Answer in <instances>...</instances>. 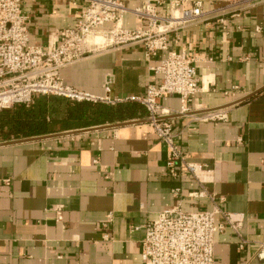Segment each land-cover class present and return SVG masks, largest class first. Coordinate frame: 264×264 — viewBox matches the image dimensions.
Wrapping results in <instances>:
<instances>
[{
  "label": "crops",
  "instance_id": "1",
  "mask_svg": "<svg viewBox=\"0 0 264 264\" xmlns=\"http://www.w3.org/2000/svg\"><path fill=\"white\" fill-rule=\"evenodd\" d=\"M145 1L167 16L176 0H128L126 6L134 9ZM197 1L205 16L168 34V50L147 57L143 42L107 47L62 68L60 76L66 85L96 97L105 96L108 78L113 98L143 97L148 85L160 84L153 69L169 51L192 56L200 91L185 103L178 95L159 103L177 146L205 166L204 183L169 174L167 146L138 102L143 118L25 138L6 136L16 127L12 118L22 105L2 110L0 264H144L145 231L135 228L178 204L185 212L217 207L241 220L239 235L229 227L216 233L215 264H264L258 258L264 243V0L243 10L224 0H188L182 7ZM87 4L24 0L29 44L45 50L56 45ZM122 24L129 30L147 29L132 12ZM47 99L35 98L23 107L38 114L42 102L48 123L62 118L45 104ZM214 111L226 119H196ZM203 191L204 197L192 196ZM110 212L112 239L105 240L102 221ZM216 223L226 225L221 214Z\"/></svg>",
  "mask_w": 264,
  "mask_h": 264
},
{
  "label": "built area",
  "instance_id": "2",
  "mask_svg": "<svg viewBox=\"0 0 264 264\" xmlns=\"http://www.w3.org/2000/svg\"><path fill=\"white\" fill-rule=\"evenodd\" d=\"M127 1L87 0L88 4L81 11L75 25L63 30L58 43L45 50L29 44L28 17L22 7L24 0H0V111L17 105L30 106L39 95L111 106L129 101L138 102L147 111V119L154 134L167 146L169 174L180 179L188 175L204 183L205 166L191 161L188 154L177 146L172 124L161 118L163 109L159 103L161 98L171 95H178L185 103L200 91L195 59L192 56L186 52L169 51L160 65L153 69L161 77L160 84L148 85L143 97L113 98L111 78L106 81L104 97H96L66 85L61 79L62 68L107 47L143 42L147 57L168 50V34L177 33L205 16L200 1L184 8L182 6L188 0H176L171 4L167 16L161 15L159 7L149 1L134 9L126 6ZM224 1L229 7L238 10L252 7L258 2ZM129 12L145 22L147 29H125L122 20ZM95 36L103 38L101 45L91 41ZM226 117L225 113L214 111L196 119L219 121ZM5 184L9 185V180ZM179 193V188L173 191L175 196ZM205 194L203 191L192 196L204 197ZM218 214L223 216L226 225L216 223ZM235 216L217 207L212 211L185 212L178 204L165 209L149 223L135 228H143L145 231L141 258L144 264H215L216 233L229 227L239 235L241 220ZM57 221H63L59 211ZM113 221L111 212L102 221V227L106 230L105 240L112 239L109 231ZM258 258L264 259V243L260 246Z\"/></svg>",
  "mask_w": 264,
  "mask_h": 264
},
{
  "label": "trees",
  "instance_id": "3",
  "mask_svg": "<svg viewBox=\"0 0 264 264\" xmlns=\"http://www.w3.org/2000/svg\"><path fill=\"white\" fill-rule=\"evenodd\" d=\"M58 101L62 104L64 101L67 103L64 112L61 113L64 116L60 119H53L51 123L47 122L46 111L44 112L46 107L42 106V102L38 105V114L28 111L23 105L18 107L17 115L12 118L16 127L11 128L6 136L9 137L11 134H16L21 138L40 136L57 131L100 126L146 116L143 107L136 102L113 107L104 103L72 102L63 99H58Z\"/></svg>",
  "mask_w": 264,
  "mask_h": 264
},
{
  "label": "rangeland",
  "instance_id": "4",
  "mask_svg": "<svg viewBox=\"0 0 264 264\" xmlns=\"http://www.w3.org/2000/svg\"><path fill=\"white\" fill-rule=\"evenodd\" d=\"M43 97H45V98H50V99H47L46 101H49V103L48 102H46L45 104L47 105V103L49 104V106H50V108L52 109V111L53 110H56V114H58L59 113V115L60 116H62L61 115V113L63 112V110L65 109V105H66V103L65 104H62V103H60L59 101H58V99L56 100V99H53L54 98V96H42V95H39V96H37L36 98L37 99H40V98H43Z\"/></svg>",
  "mask_w": 264,
  "mask_h": 264
},
{
  "label": "bare ground",
  "instance_id": "5",
  "mask_svg": "<svg viewBox=\"0 0 264 264\" xmlns=\"http://www.w3.org/2000/svg\"><path fill=\"white\" fill-rule=\"evenodd\" d=\"M93 43H96L98 45H101L103 43V38L100 37V36H95L92 40H91Z\"/></svg>",
  "mask_w": 264,
  "mask_h": 264
}]
</instances>
